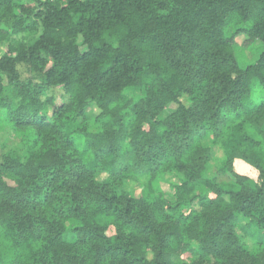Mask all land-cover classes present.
Listing matches in <instances>:
<instances>
[{
  "label": "trees",
  "instance_id": "1",
  "mask_svg": "<svg viewBox=\"0 0 264 264\" xmlns=\"http://www.w3.org/2000/svg\"><path fill=\"white\" fill-rule=\"evenodd\" d=\"M241 35L264 0H0V264H264Z\"/></svg>",
  "mask_w": 264,
  "mask_h": 264
},
{
  "label": "rangeland",
  "instance_id": "2",
  "mask_svg": "<svg viewBox=\"0 0 264 264\" xmlns=\"http://www.w3.org/2000/svg\"><path fill=\"white\" fill-rule=\"evenodd\" d=\"M249 39L247 36L245 35H241L239 36L236 40H235V44H237V46L242 47V48H247L246 45H250L249 43ZM5 48L0 46V58L1 56L4 54L5 52ZM244 51V50H243ZM264 51L263 46H261V44L258 43H254L253 45H251L249 48H247V50L243 53L244 57H246L250 62H254L255 59L258 58V56L260 55V53H262ZM89 116L93 117L95 115V113L90 109L89 111ZM14 139H16L17 141L19 140L18 136L13 134L12 135ZM125 188L129 191H135L136 194H138L139 190H137V187L133 184L128 182L125 186ZM110 234L114 233V231H110Z\"/></svg>",
  "mask_w": 264,
  "mask_h": 264
}]
</instances>
